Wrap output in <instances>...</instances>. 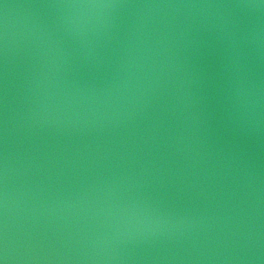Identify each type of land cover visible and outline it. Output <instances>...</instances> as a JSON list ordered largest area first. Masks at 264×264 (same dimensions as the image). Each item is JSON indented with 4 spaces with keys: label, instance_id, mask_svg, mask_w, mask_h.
Listing matches in <instances>:
<instances>
[{
    "label": "water",
    "instance_id": "water-1",
    "mask_svg": "<svg viewBox=\"0 0 264 264\" xmlns=\"http://www.w3.org/2000/svg\"><path fill=\"white\" fill-rule=\"evenodd\" d=\"M5 249L264 264L260 0H0Z\"/></svg>",
    "mask_w": 264,
    "mask_h": 264
},
{
    "label": "clouds",
    "instance_id": "clouds-1",
    "mask_svg": "<svg viewBox=\"0 0 264 264\" xmlns=\"http://www.w3.org/2000/svg\"><path fill=\"white\" fill-rule=\"evenodd\" d=\"M261 5H264V0H260ZM61 7L74 10L69 13V15H74L76 12H80L82 10H87V9H99V8H110V7H115V5L111 4H68V5H62ZM6 196V194H5ZM4 262L6 264L7 256H6V249H5V254L3 255Z\"/></svg>",
    "mask_w": 264,
    "mask_h": 264
},
{
    "label": "snow or ice",
    "instance_id": "snow-or-ice-1",
    "mask_svg": "<svg viewBox=\"0 0 264 264\" xmlns=\"http://www.w3.org/2000/svg\"><path fill=\"white\" fill-rule=\"evenodd\" d=\"M0 264H5L3 255H0Z\"/></svg>",
    "mask_w": 264,
    "mask_h": 264
}]
</instances>
